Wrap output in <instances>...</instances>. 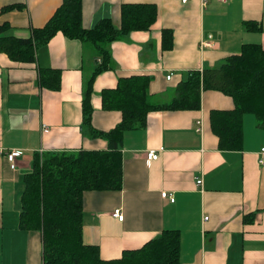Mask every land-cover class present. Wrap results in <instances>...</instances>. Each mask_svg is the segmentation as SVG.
Segmentation results:
<instances>
[{"label":"crops","instance_id":"crops-1","mask_svg":"<svg viewBox=\"0 0 264 264\" xmlns=\"http://www.w3.org/2000/svg\"><path fill=\"white\" fill-rule=\"evenodd\" d=\"M62 2L0 0V25L28 38ZM82 2L86 29L103 19L120 28L124 4L158 8L149 31H133L109 46L112 67L95 77L91 97L97 132H109L122 120L121 112L105 110L102 102V93L115 89L121 78L149 76L152 99L167 103L191 72L220 67L246 44L264 48V0ZM11 5L19 8L2 12ZM247 23L256 26L248 29ZM98 62L93 45L62 33L38 47L35 63L0 54V264H43L42 234L20 227L25 176L35 156L108 149L107 141L84 124L86 85ZM44 68L60 70L59 90L42 88ZM234 108L231 97L206 90L199 111L151 112L145 128L127 132L122 189L84 194L83 242L98 246L101 258L111 261L164 230H178L181 264H264V128L246 114L242 150L223 151L211 126L212 111ZM12 150L23 151L16 168L7 158ZM150 151L159 157L149 164ZM164 192L175 201L163 198ZM117 209L123 221L113 216Z\"/></svg>","mask_w":264,"mask_h":264},{"label":"trees","instance_id":"trees-1","mask_svg":"<svg viewBox=\"0 0 264 264\" xmlns=\"http://www.w3.org/2000/svg\"><path fill=\"white\" fill-rule=\"evenodd\" d=\"M16 8L19 6H6L2 12ZM157 19L156 5L124 4L120 28L111 19H103L94 28L86 29L82 0H63L46 25L33 28L28 38L11 34L9 24L0 25V54L16 63H35L38 47L48 44L58 33L93 45L97 59L101 60L87 81L83 113L84 124L93 136L107 141L108 149L37 154L31 172L25 176L20 227L42 234L43 264H181L178 230H164L142 248L125 251L120 259L111 261L103 260L98 246L86 245L82 237L84 194L122 189L125 134L145 128L151 112L199 111L202 92L214 90L231 97L235 104L231 111L211 112V126L221 150H242L246 114L255 115L258 126L264 128V48L246 44L239 54L226 58L220 67L191 72L188 80L177 87L176 96L167 103L152 99L149 76L121 78L115 89L102 93L103 108L121 112V122L109 132L93 130V83L98 74L112 67L109 46L133 31H149ZM246 25L248 29L256 26ZM164 34L172 37L171 31L166 30ZM40 83L42 88L59 90L60 70L41 69Z\"/></svg>","mask_w":264,"mask_h":264},{"label":"built area","instance_id":"built-area-1","mask_svg":"<svg viewBox=\"0 0 264 264\" xmlns=\"http://www.w3.org/2000/svg\"><path fill=\"white\" fill-rule=\"evenodd\" d=\"M182 1L184 3H186L188 0H182ZM219 1H225V0H219ZM208 45H209L208 42L204 43V46H208ZM168 78L170 79L171 76H169ZM44 129L47 130V128H44ZM262 154L264 155V148L262 149ZM22 155H23V151L22 150H12V151H10V152L7 153V158H8V160L11 163V165H12L13 168H16V166H17V164H16L17 159L19 157H21ZM158 157H159V155H158L157 152L150 151V152L147 153V162L150 164L154 160H157ZM260 163H264V160L261 159L260 160ZM197 184H198V186H201L202 180L199 179L197 181ZM162 197L165 198V199H169L171 202H174L175 201V199L173 198V196L171 194L167 193V192H164L162 194ZM113 216L116 217V218H118L120 221H123L124 220V215H123V213H122V211L120 209L115 210L114 213H113Z\"/></svg>","mask_w":264,"mask_h":264}]
</instances>
